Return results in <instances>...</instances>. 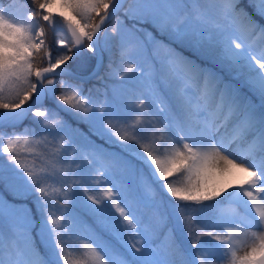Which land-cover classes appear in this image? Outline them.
Segmentation results:
<instances>
[{
    "label": "snow or ice",
    "instance_id": "obj_1",
    "mask_svg": "<svg viewBox=\"0 0 264 264\" xmlns=\"http://www.w3.org/2000/svg\"><path fill=\"white\" fill-rule=\"evenodd\" d=\"M21 2L0 0V264H264V0ZM114 49L125 87L86 95L85 50L99 77Z\"/></svg>",
    "mask_w": 264,
    "mask_h": 264
},
{
    "label": "rangeland",
    "instance_id": "obj_2",
    "mask_svg": "<svg viewBox=\"0 0 264 264\" xmlns=\"http://www.w3.org/2000/svg\"><path fill=\"white\" fill-rule=\"evenodd\" d=\"M16 5V7L13 8V12L19 16H22L24 11H25V8H24V4L22 5L23 7H19V3L16 2V1H13ZM28 8H34V6L32 4H28ZM115 23V21L113 22ZM112 23V24H113ZM112 24H107V26L102 29V32L103 31H107V32H111V27H112ZM60 34L57 33L56 36H59ZM160 39H164L163 37H159ZM49 42H52L54 40V35L53 33H49ZM54 54H55V51H54ZM105 54V59L107 61V66L108 68L106 69V71L108 72V78L107 79H96L98 80L100 83L98 84H95L94 82H90V83H84V88H85V94L87 95L88 92L87 90L88 89H92V95L93 97L95 98H98V99H104V95L107 94V96L109 98H111L112 96V93H113V90L114 89H120L122 87H125V85H122L121 82L119 81V76L118 74L117 75H110V69H109V59H111L113 61L112 63V67H111V72H117L118 73V68H119V65L120 63H115L116 61V57L118 56V51L117 50H113L112 52H104ZM91 54L90 53H87L86 50H85V58H84V63L87 64V70H90L93 66H94V63H95V59H88V57H90ZM46 63V62H45ZM80 61H77L75 64H73V68H77L78 65H79ZM105 68V67H104ZM86 72V71H84ZM83 73V72H82ZM104 85V86H102ZM64 115V114H62ZM64 118L66 120H68L69 124L72 125V127L78 132H82V133H88L89 131V126L87 124H78L76 121L74 120H71L68 116L64 115ZM29 123V122H27ZM37 132H39V129L37 128ZM93 140L96 141L97 145L99 144H103L102 141L98 140L96 137H92ZM106 148H108L109 150L111 151H118V147L115 146V145H105ZM88 165L85 164V168H87ZM178 181L179 182H182L183 181V176L181 175L179 178H178ZM242 212V210H241ZM199 215V214H198ZM176 223V227L179 231V242L182 244V247L185 248V249H188L190 250L191 249V239L187 236V233L185 230H183L177 221H175ZM199 225H210L212 223L211 220H206L204 219L203 217H200L199 218V221H198ZM196 232L198 233V227L197 226H194ZM167 226L165 227V230H167ZM171 229V228H170ZM208 230H212L210 227L208 228ZM217 230H219L217 228ZM203 240L207 241L209 240L208 237L206 236H203L202 237ZM212 244H216L217 242L216 241H211ZM247 251V248L246 247H242L240 248V250L238 251V255H243L244 252Z\"/></svg>",
    "mask_w": 264,
    "mask_h": 264
},
{
    "label": "trees",
    "instance_id": "obj_3",
    "mask_svg": "<svg viewBox=\"0 0 264 264\" xmlns=\"http://www.w3.org/2000/svg\"><path fill=\"white\" fill-rule=\"evenodd\" d=\"M176 222H175V220H169L168 222H167V224H166V226L167 227H169V228H171V229H174V231H175V235H176V237H177V239H178V242H179V238H180V234H179V231H178V229H177V227H176V224H175ZM168 228V229H169ZM182 245V244H181ZM185 249V248H184Z\"/></svg>",
    "mask_w": 264,
    "mask_h": 264
},
{
    "label": "water",
    "instance_id": "obj_4",
    "mask_svg": "<svg viewBox=\"0 0 264 264\" xmlns=\"http://www.w3.org/2000/svg\"><path fill=\"white\" fill-rule=\"evenodd\" d=\"M106 22H108V21H106ZM106 22H105V23H106ZM104 25H105V24H104ZM104 25H103V26H104ZM103 26H102V27H103ZM100 68H101V66L99 67V69H100ZM99 71H100V70H99ZM99 73H100V72H99ZM82 76H83L85 79H88V78L90 77L88 73H87V75H82Z\"/></svg>",
    "mask_w": 264,
    "mask_h": 264
},
{
    "label": "bare ground",
    "instance_id": "obj_5",
    "mask_svg": "<svg viewBox=\"0 0 264 264\" xmlns=\"http://www.w3.org/2000/svg\"><path fill=\"white\" fill-rule=\"evenodd\" d=\"M54 10H56V9H54Z\"/></svg>",
    "mask_w": 264,
    "mask_h": 264
}]
</instances>
